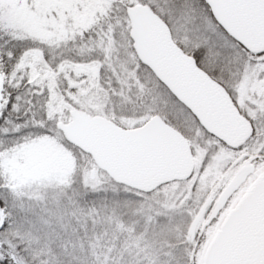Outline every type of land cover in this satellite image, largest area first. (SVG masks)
<instances>
[{
    "label": "snow or ice",
    "instance_id": "6c2138e0",
    "mask_svg": "<svg viewBox=\"0 0 264 264\" xmlns=\"http://www.w3.org/2000/svg\"><path fill=\"white\" fill-rule=\"evenodd\" d=\"M0 264H264V0H0Z\"/></svg>",
    "mask_w": 264,
    "mask_h": 264
}]
</instances>
